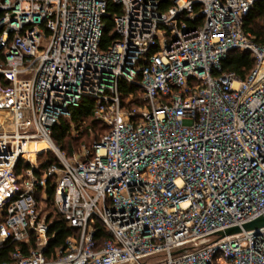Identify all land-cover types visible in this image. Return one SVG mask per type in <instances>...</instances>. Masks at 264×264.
Here are the masks:
<instances>
[{"label":"built area","instance_id":"obj_1","mask_svg":"<svg viewBox=\"0 0 264 264\" xmlns=\"http://www.w3.org/2000/svg\"><path fill=\"white\" fill-rule=\"evenodd\" d=\"M108 1L0 0V256L23 242L0 264H264V226L219 235L264 213V0H115L102 51ZM238 48L248 78L223 71ZM84 96L107 129L69 152L54 127ZM50 178L78 232L49 257Z\"/></svg>","mask_w":264,"mask_h":264},{"label":"trees","instance_id":"obj_2","mask_svg":"<svg viewBox=\"0 0 264 264\" xmlns=\"http://www.w3.org/2000/svg\"><path fill=\"white\" fill-rule=\"evenodd\" d=\"M174 5V0H161V10L166 11L171 6ZM123 11L122 4L116 2L115 0L108 1V13L104 16V30L100 43V49L102 51H107L115 41L120 39V34L117 31V23L115 17L118 13ZM3 11L0 9V15ZM250 27L256 32L258 40L260 43L264 42V1L261 3L260 10L253 14L249 21ZM5 50L0 46V62L5 60ZM223 71H235L238 75L243 78H248L253 72L257 65V57L254 52L249 49H233L229 52V55L223 60ZM120 91L122 93L124 102L129 104L127 98L130 93L141 92L142 87L137 84H131L127 80L123 79L120 82ZM75 124L79 129H81L80 135L75 136L72 131V126ZM107 126L101 121L95 112V99L89 96H84L79 106H75L72 111V115L63 116L58 122L53 131V137L57 144L61 148L72 152L74 148L78 147L83 142H88L93 138H99L101 133L105 132ZM51 154V153H50ZM46 153L38 155V162L42 168L51 160H55V155H50V160L43 158ZM43 158V159H42ZM54 194L55 185L50 178L48 186V198L47 201V211L49 214V219L52 221V235L49 247L46 250V254L50 257L52 251L56 246L64 244L66 239L73 233L78 232L77 228H74L65 216L60 213L54 206ZM99 231L97 233V238L101 241L110 237V233L107 227L102 223L98 222ZM23 242H17L13 240H8L5 242L3 247V253L0 258L7 259L10 257L11 251L16 245L22 244Z\"/></svg>","mask_w":264,"mask_h":264},{"label":"water","instance_id":"obj_3","mask_svg":"<svg viewBox=\"0 0 264 264\" xmlns=\"http://www.w3.org/2000/svg\"><path fill=\"white\" fill-rule=\"evenodd\" d=\"M262 226H264V213L261 214L260 216L256 217V218L244 223L243 226L236 225V226L229 227L226 230L221 231L219 233V235L226 236V235L234 234L237 232H241L244 229H246V230L258 229Z\"/></svg>","mask_w":264,"mask_h":264},{"label":"rangeland","instance_id":"obj_4","mask_svg":"<svg viewBox=\"0 0 264 264\" xmlns=\"http://www.w3.org/2000/svg\"><path fill=\"white\" fill-rule=\"evenodd\" d=\"M43 158H45V159H46V155H45V156H43ZM43 158H42V159H43ZM149 258H150V257L146 258L145 260H147V259H149ZM151 260H153V259H151Z\"/></svg>","mask_w":264,"mask_h":264}]
</instances>
